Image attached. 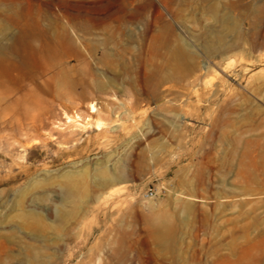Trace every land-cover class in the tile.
Listing matches in <instances>:
<instances>
[{"label":"rangeland","instance_id":"1","mask_svg":"<svg viewBox=\"0 0 264 264\" xmlns=\"http://www.w3.org/2000/svg\"><path fill=\"white\" fill-rule=\"evenodd\" d=\"M232 1L0 0V264H264V0Z\"/></svg>","mask_w":264,"mask_h":264},{"label":"bare ground","instance_id":"2","mask_svg":"<svg viewBox=\"0 0 264 264\" xmlns=\"http://www.w3.org/2000/svg\"><path fill=\"white\" fill-rule=\"evenodd\" d=\"M232 2H234V0ZM63 16H65V14H63ZM114 16L116 17L117 21L119 22L117 28H120L122 31H125L130 22L132 23L133 21H136L137 18L139 19L140 12L138 10H135V11L134 10H131V11L130 10H120V11H116L114 13ZM62 30H63V28H62ZM110 32H111V30H110ZM113 32H111V34ZM130 33H132V32H130ZM110 36L112 37V35H110ZM31 48L34 50L44 51L47 47L46 46H41V47L31 46ZM17 49H19V48L15 44L0 43V57L3 55H9V51H11V50L16 51ZM111 54H112V52H110V51H103V55H105V56H109ZM177 55L183 59V58H185L187 53L185 50L181 49V51H179ZM23 56H25V54H23ZM118 180H121V178L117 177L112 182L114 183L115 181H118Z\"/></svg>","mask_w":264,"mask_h":264}]
</instances>
